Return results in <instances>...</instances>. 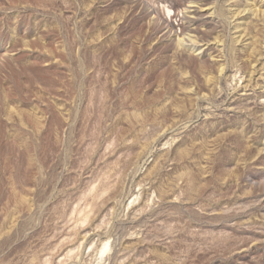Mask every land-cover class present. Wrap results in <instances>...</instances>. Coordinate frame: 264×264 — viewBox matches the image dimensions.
<instances>
[{
  "label": "rangeland",
  "instance_id": "374dc122",
  "mask_svg": "<svg viewBox=\"0 0 264 264\" xmlns=\"http://www.w3.org/2000/svg\"><path fill=\"white\" fill-rule=\"evenodd\" d=\"M0 264H264V0H0Z\"/></svg>",
  "mask_w": 264,
  "mask_h": 264
}]
</instances>
